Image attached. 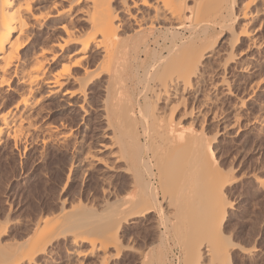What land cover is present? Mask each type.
<instances>
[{
  "label": "bare ground",
  "instance_id": "bare-ground-1",
  "mask_svg": "<svg viewBox=\"0 0 264 264\" xmlns=\"http://www.w3.org/2000/svg\"><path fill=\"white\" fill-rule=\"evenodd\" d=\"M263 30L264 0H0V99L17 95L0 114V134L27 135L43 101L57 99L80 125L97 113L109 140L76 164L98 167L103 197L87 206L62 199L21 239L8 240L1 223L0 264H62L63 249L70 264H117L125 250L138 255L135 264H166L162 231L161 244L150 240L145 250L129 239L150 213L156 228L173 232L182 264H232L224 188L235 174L218 169L203 124L218 121L230 137L245 100L231 120L219 103L235 95L238 74L264 63ZM231 63L236 72L227 76ZM190 92L200 104L187 110ZM54 124L45 125L49 138L75 135L66 122Z\"/></svg>",
  "mask_w": 264,
  "mask_h": 264
},
{
  "label": "rangeland",
  "instance_id": "rangeland-1",
  "mask_svg": "<svg viewBox=\"0 0 264 264\" xmlns=\"http://www.w3.org/2000/svg\"><path fill=\"white\" fill-rule=\"evenodd\" d=\"M260 35L264 38V30ZM253 52L259 56L263 54L255 50ZM242 61H248L246 56L242 58ZM235 67L236 64L231 63V69L229 68L227 76L236 72ZM237 79L236 84L232 83L235 95L224 98L219 103L221 110L230 118L234 115V104L238 102H240L238 104H241L240 99L245 100L243 105L246 106L240 112V115H242L240 121L229 130L230 137L221 134L222 125L218 121L213 122L207 119L203 125L206 135L213 138L211 139L218 159V169L221 170L222 174L225 171H234L232 173L235 174L233 183L226 184L224 188L225 198L230 203L232 202L230 205L233 206L229 210L227 224L224 227V233L227 236L229 235L228 237L231 238V243L234 245L232 264H264V184L261 185V183L259 184L260 181L258 182L260 178L264 179V63L254 74L252 73L248 77L238 74ZM203 86L208 88L206 85H201L200 89ZM255 88L257 91L254 90ZM205 90L201 89V92H205ZM191 93L189 94L193 99L196 98L194 101L189 95L186 105L187 110L188 107L196 108L200 104V97ZM13 95L6 97V99L2 97L3 99H1L5 101L0 99L2 101V104L0 101V114L7 112L8 107L14 105L15 101L17 102V98H15L17 95ZM189 98H191L190 101ZM262 101L263 103H261ZM5 103L6 105H4ZM59 103L57 99L43 101L44 110L40 109L42 112L39 111L41 114L37 112L33 114L37 123L33 120L35 122L34 127L29 130V133H32L31 135L27 134L28 131H25L27 135L23 136L22 134L10 135L13 132L11 133L7 129L3 130L2 135L0 134V224L3 223V225L5 224L4 227L7 226L4 233L8 240L10 235L12 239H21V234L24 237L28 232L30 233L32 231L31 227L34 228L33 225L35 226L39 218L55 215L59 211L57 208L60 206V202L66 197L67 202L70 201L68 204L71 203L72 199H77L75 201L78 202L81 198L83 206H87L86 203L89 204V202L93 204L92 200L96 199L95 202H97L103 197L102 187L104 184L100 178L101 173L99 174V171L96 170L98 167L87 170L86 167L76 164L78 158L82 159L86 153L94 152L101 141L108 140L102 137L106 122L97 113L93 112L87 117L88 124L86 126L80 125L81 116L70 115ZM182 107L181 110H184ZM98 116L100 119H98ZM189 119L192 121L190 115L184 117V124L187 126L191 122ZM61 121L66 122L69 127L71 126L73 133H75V135H70L71 137L69 136L65 143L58 142L59 139L54 137L49 138V134L46 133L47 126L45 125L54 123V125H60ZM35 125L39 127L34 129L36 128ZM107 131L111 132L112 130L108 129ZM14 136H19L20 139ZM46 136H48V139ZM104 154L100 153V155ZM71 168L73 175L67 183ZM257 177L259 178L257 179ZM122 179L123 177L120 176V183L123 181ZM150 218L154 219L151 221ZM156 220L157 215L150 213L147 219L141 220L142 224L140 226L130 227L127 231L128 234L136 229L131 233L133 235L130 238L128 237L133 242L130 243L135 244L133 246L137 250H145L149 242V245L154 243L157 246L161 244L158 240L161 232L157 238L159 233H157V230H160L165 235L162 234V237H164L162 244H165L163 245V252L166 253V264H182L183 254L180 251L181 248L174 241L173 232L166 233L161 226L156 228V224H153ZM128 234L127 236H129ZM127 236L125 239L121 238L124 245L129 240ZM85 246L86 244L81 246L80 249L86 250L89 248L88 245L87 248ZM243 248L246 249V252L248 250V253H244ZM63 251L64 249L57 255L63 259L62 264H67L68 261L65 259ZM132 253L125 250L124 258L122 257L120 263L117 264L137 263L136 258L138 255L134 253L132 256ZM125 255L128 257L126 258ZM68 264L70 263L68 262Z\"/></svg>",
  "mask_w": 264,
  "mask_h": 264
}]
</instances>
